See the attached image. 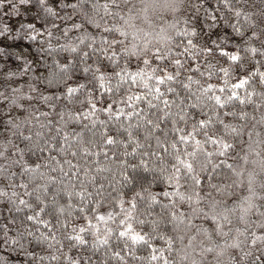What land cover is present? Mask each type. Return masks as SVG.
<instances>
[{
    "label": "trees",
    "instance_id": "trees-1",
    "mask_svg": "<svg viewBox=\"0 0 264 264\" xmlns=\"http://www.w3.org/2000/svg\"><path fill=\"white\" fill-rule=\"evenodd\" d=\"M76 3L92 7L0 4V264H264V168L250 163L264 157V0L169 5L173 43L108 123L77 101L98 73L126 62L135 81L146 61L60 52L66 25L84 38L63 18ZM107 91L125 87L112 75ZM190 113L214 121L195 163L158 130Z\"/></svg>",
    "mask_w": 264,
    "mask_h": 264
},
{
    "label": "clouds",
    "instance_id": "clouds-1",
    "mask_svg": "<svg viewBox=\"0 0 264 264\" xmlns=\"http://www.w3.org/2000/svg\"><path fill=\"white\" fill-rule=\"evenodd\" d=\"M4 2L6 0H0V4ZM40 2L43 4L44 0H40ZM176 2L177 0H90L92 7L87 10L79 3L73 5L72 14L70 16L65 14L63 18L71 20L73 17H78L77 23L80 28L84 29L82 34L84 38L80 39L81 33L73 31V25H66L62 30V39H66L69 43L63 47L57 46L60 52H67L71 57L73 52L83 49L82 56H86L91 51L93 57L99 54L100 57L107 56L109 59H113L114 56L120 54L125 56L133 54L137 57L143 55L146 61L144 65L134 70L137 74V80L135 81H131L127 76L133 70L129 69L126 62L123 67H117L114 74L98 73L99 91L97 95L93 96L92 90L88 89L86 93L82 94V99L77 103H83L86 100L89 110H91V105L99 101L96 114L103 113L106 117L105 123H108L115 119V112L120 110L121 105L126 104L128 97L136 95V88H147L149 86L148 74L155 70V65L149 67L147 63L149 55L154 49L163 50L173 43V34L168 29V22L161 23V21L164 20V12L170 10L169 5ZM61 3L63 4V0H61ZM46 11L51 12V9H46ZM91 29L97 31L93 32ZM73 40L77 41L76 47L71 45ZM96 68L99 69L98 63ZM51 70L54 71V69ZM112 75L117 77V83L124 85V95L115 96L107 91L109 77ZM64 83L68 88L80 87L82 89V86L68 85L66 81ZM152 86L155 87L154 84ZM203 90L207 91V89ZM140 94L141 96L145 95L144 92ZM105 95H107L111 104L117 106L115 109L109 107L106 113L103 111V98ZM189 100V106L195 107L198 111L205 107L199 99L192 100L189 97ZM209 107H214V105H209ZM201 114H204L203 111H201ZM213 123L214 121L207 118L201 123L194 113H190L186 114L183 124L178 123L171 128L158 130L163 132L170 148L183 145L180 152L174 157L177 161L183 156L195 163L199 155L197 150H206L204 145L211 139L208 129ZM184 137H187V140ZM165 155H172V153L169 151ZM250 163L264 168V157L254 156Z\"/></svg>",
    "mask_w": 264,
    "mask_h": 264
}]
</instances>
